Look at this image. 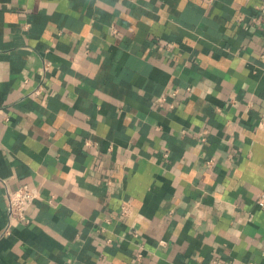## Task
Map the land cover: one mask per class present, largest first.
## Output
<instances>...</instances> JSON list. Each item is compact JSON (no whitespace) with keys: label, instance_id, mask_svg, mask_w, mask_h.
I'll return each instance as SVG.
<instances>
[{"label":"crops","instance_id":"obj_1","mask_svg":"<svg viewBox=\"0 0 264 264\" xmlns=\"http://www.w3.org/2000/svg\"><path fill=\"white\" fill-rule=\"evenodd\" d=\"M263 7L0 0V264H264Z\"/></svg>","mask_w":264,"mask_h":264},{"label":"built area","instance_id":"obj_2","mask_svg":"<svg viewBox=\"0 0 264 264\" xmlns=\"http://www.w3.org/2000/svg\"><path fill=\"white\" fill-rule=\"evenodd\" d=\"M264 11V7H263ZM5 183V180H1ZM8 210H9V223L8 228L15 222L28 223L30 220L27 218L26 211L31 207L36 199L40 197V190L36 186L30 184H21L15 188L6 189ZM259 202L264 208V191L260 194ZM49 203L52 202L50 198ZM131 208L128 204H123L121 208V214H129Z\"/></svg>","mask_w":264,"mask_h":264}]
</instances>
